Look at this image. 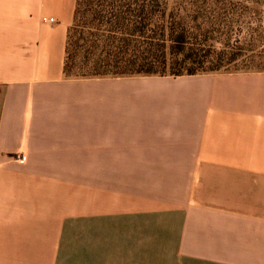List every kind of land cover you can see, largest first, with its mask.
I'll use <instances>...</instances> for the list:
<instances>
[{"label":"crops","instance_id":"obj_1","mask_svg":"<svg viewBox=\"0 0 264 264\" xmlns=\"http://www.w3.org/2000/svg\"><path fill=\"white\" fill-rule=\"evenodd\" d=\"M75 1L0 0V264H264V72L66 78Z\"/></svg>","mask_w":264,"mask_h":264},{"label":"trees","instance_id":"obj_2","mask_svg":"<svg viewBox=\"0 0 264 264\" xmlns=\"http://www.w3.org/2000/svg\"><path fill=\"white\" fill-rule=\"evenodd\" d=\"M206 1L76 0L68 33L71 29L79 33L89 48L86 62L78 68L86 70L72 77L176 78L219 71L230 65L237 57L234 38L229 35L225 44L232 53L216 52L211 30L203 29L198 22L203 8L209 7ZM232 1H216L214 7L222 5L227 10ZM190 19L194 27L187 25ZM68 70L64 65V73Z\"/></svg>","mask_w":264,"mask_h":264},{"label":"rangeland","instance_id":"obj_3","mask_svg":"<svg viewBox=\"0 0 264 264\" xmlns=\"http://www.w3.org/2000/svg\"><path fill=\"white\" fill-rule=\"evenodd\" d=\"M216 1L221 2V0L206 1L209 2V7L203 8L202 18L198 22L203 29L211 30V42L216 52L232 53L226 49L225 45L227 37L232 36L234 38L232 45L235 49L233 52L237 54V57L234 62L219 71L201 73L195 76H227L234 73L264 71V0H233L230 4L227 3V5L229 4L227 10H224L222 5L214 7ZM187 25L194 27L195 23L190 19L187 20ZM70 26L67 27L64 38L63 73L64 65L67 64L69 70L68 73H64V76L79 79L80 77H72V74L76 75L78 72L86 70L87 67L80 71L78 68L79 66L83 67L86 62V50L89 45L82 42L80 34L72 31L73 29L68 33ZM72 63L76 64L77 68H74ZM151 77L158 78L157 76L128 78L147 79Z\"/></svg>","mask_w":264,"mask_h":264},{"label":"built area","instance_id":"obj_4","mask_svg":"<svg viewBox=\"0 0 264 264\" xmlns=\"http://www.w3.org/2000/svg\"><path fill=\"white\" fill-rule=\"evenodd\" d=\"M43 21H44V22H47V21H49V22H54V19H49V20L44 19ZM19 161L22 162L23 160H22V159H19Z\"/></svg>","mask_w":264,"mask_h":264}]
</instances>
